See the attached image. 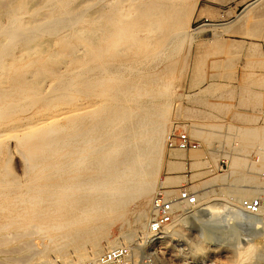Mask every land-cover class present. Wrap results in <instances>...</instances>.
Masks as SVG:
<instances>
[{"label":"bare ground","instance_id":"6f19581e","mask_svg":"<svg viewBox=\"0 0 264 264\" xmlns=\"http://www.w3.org/2000/svg\"><path fill=\"white\" fill-rule=\"evenodd\" d=\"M101 1L0 0L2 260L17 250L24 252L17 264H56L52 252L87 260L146 229L151 213L138 210L135 228L108 238L130 204L155 187L168 124L162 105L176 66L170 54L183 45L192 0H136L122 15V4L89 14ZM230 166L212 180L264 183L240 160L231 158ZM208 193L195 192L193 205L176 203L166 233H177L199 205L219 209ZM222 193L240 210L242 196H258L255 214L264 219V190L233 186ZM252 252L248 246L238 255Z\"/></svg>","mask_w":264,"mask_h":264},{"label":"rangeland","instance_id":"374dc122","mask_svg":"<svg viewBox=\"0 0 264 264\" xmlns=\"http://www.w3.org/2000/svg\"><path fill=\"white\" fill-rule=\"evenodd\" d=\"M245 1L247 0H192V13L185 23V36L183 39L181 38L183 45L179 49L172 50L170 54L171 60L176 66L171 75V77L173 76L172 83L168 87L170 98L162 105L163 107L168 106H166L168 124L165 127L155 187L147 198L130 204L122 220H116L110 226L108 238L111 239L118 236L120 232L135 228L137 226L135 222L137 211L146 210L147 213H150L152 196L157 190H163L169 196L176 195L177 190L181 188H187L191 192L197 193L209 191V202L220 203L219 209L205 211L200 209L203 205L194 208L184 224H177L178 234L166 233L167 237L160 247L161 258H165L173 264H264V219L256 214L251 217L239 215L241 211L239 207L226 201L224 193H222L225 188L233 186L242 189L264 190V183L257 185V183L235 182L231 178L212 180L215 175L228 172L231 169V158H236L244 163L243 170L247 174L249 173L261 181L264 180V115L253 118V131L250 132V130L242 131L231 126L232 122L219 117L193 120L180 114L187 102H191L192 97L195 96L194 93L201 92L202 89H197L198 85L206 84L205 91L217 92L219 94L214 97L220 98V93L226 90L223 82L232 84V81L237 80V76L239 77L235 67L231 69V72L223 71L217 74L195 71V62L197 61L195 54L200 50V42L196 39V34L205 27L200 24L206 22L202 19L203 14L199 12V6L207 3L236 11L234 8ZM134 3L136 0H102L98 6L89 11V14L94 16L98 8L105 10L110 5L122 4L119 9V13L122 15L128 12ZM248 6L259 9L257 12H253V9L250 12L253 14V18H250L253 21L251 24L253 26V47L256 48V52H253V100H260L264 105V21L259 24L258 32L256 31L257 20H264V0L253 1ZM96 25H89L88 31L93 30V27H101V22ZM251 25L247 23L244 26L249 29ZM174 44L173 41L171 47ZM236 48L239 47L235 46ZM160 61L158 67L164 64V59H160ZM214 79H218V81L215 82ZM211 80L222 85L213 83L211 85ZM214 85L216 88L212 89L211 86ZM176 128L182 129L196 138L199 146L185 150L169 147L168 135ZM170 162H177L178 167H171ZM253 164L261 165V167L253 168L251 167ZM11 166L17 175L21 174L22 164L16 154L12 156ZM244 197L242 196L240 201ZM252 197L258 196L253 195ZM143 206L144 208H142ZM177 209L180 211H177L176 215L182 212L180 208ZM138 235L139 233H136L126 243L132 242ZM104 241L105 239L102 238L101 242ZM248 246L251 247V252L253 251L251 256L249 258L240 257L238 252L241 251V248L243 250ZM69 251L68 254L71 253ZM23 253L17 250L8 255V260L0 258V264H17L19 262L16 258L21 257ZM55 255L56 252L49 253V257L52 256L50 259L56 258H54L55 261L52 260L56 264H73L76 261L85 260L64 261Z\"/></svg>","mask_w":264,"mask_h":264},{"label":"crops","instance_id":"0c3cea01","mask_svg":"<svg viewBox=\"0 0 264 264\" xmlns=\"http://www.w3.org/2000/svg\"><path fill=\"white\" fill-rule=\"evenodd\" d=\"M250 3L251 0L242 2L234 8L236 11L207 3L199 6V12L203 14L202 19L206 22L200 24L205 27L196 34L200 50L195 54V71L217 74L223 71L231 72L235 67L239 77L237 76V80L232 81V84L223 82L226 90L220 93V98L214 97L219 94L217 92H206V84L198 85L197 89H202L201 92L194 93L191 102H187L180 113L182 116L193 120L219 117L229 120L232 122L231 126L242 131H253V118L264 115V105L260 100H253V52H256V48L253 47V21L250 19L253 14L250 12L252 9L253 12L259 9L249 7ZM263 21L257 20V32L259 24ZM247 23L251 25L249 29L244 26ZM235 46L239 48L235 49ZM216 80L218 81L214 79L215 82ZM214 81H210L211 85H222ZM211 88L216 87L214 85ZM170 163L171 167H178L177 162Z\"/></svg>","mask_w":264,"mask_h":264},{"label":"built area","instance_id":"2783aa9c","mask_svg":"<svg viewBox=\"0 0 264 264\" xmlns=\"http://www.w3.org/2000/svg\"><path fill=\"white\" fill-rule=\"evenodd\" d=\"M167 142L171 148L184 150L199 146L196 138L178 128L168 135ZM195 202V192H191L187 188L179 189L173 196L167 195L163 190H157L152 196L151 215L144 233L139 234L128 244L105 249L94 258L76 261L73 264H162L160 247L167 237L166 226L175 214L174 205L176 203L193 205ZM259 206L260 199L258 197H244L240 201L239 215L250 217L258 211Z\"/></svg>","mask_w":264,"mask_h":264}]
</instances>
